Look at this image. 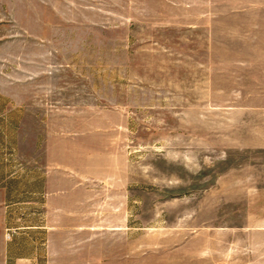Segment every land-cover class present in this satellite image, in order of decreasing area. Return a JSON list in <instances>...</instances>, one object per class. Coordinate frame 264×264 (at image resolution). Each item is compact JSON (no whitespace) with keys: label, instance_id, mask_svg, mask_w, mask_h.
Segmentation results:
<instances>
[{"label":"rangeland","instance_id":"obj_1","mask_svg":"<svg viewBox=\"0 0 264 264\" xmlns=\"http://www.w3.org/2000/svg\"><path fill=\"white\" fill-rule=\"evenodd\" d=\"M0 264H264V0H0Z\"/></svg>","mask_w":264,"mask_h":264}]
</instances>
